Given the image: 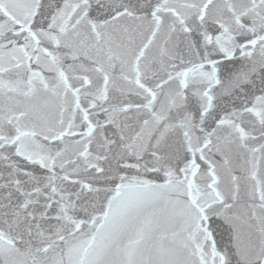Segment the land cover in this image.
I'll list each match as a JSON object with an SVG mask.
<instances>
[{
  "label": "snow or ice",
  "instance_id": "1",
  "mask_svg": "<svg viewBox=\"0 0 264 264\" xmlns=\"http://www.w3.org/2000/svg\"><path fill=\"white\" fill-rule=\"evenodd\" d=\"M0 264H264V0H0Z\"/></svg>",
  "mask_w": 264,
  "mask_h": 264
}]
</instances>
